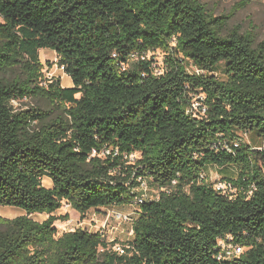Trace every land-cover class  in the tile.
I'll return each instance as SVG.
<instances>
[{"label":"trees","instance_id":"16d2710c","mask_svg":"<svg viewBox=\"0 0 264 264\" xmlns=\"http://www.w3.org/2000/svg\"><path fill=\"white\" fill-rule=\"evenodd\" d=\"M233 14L204 0H0V206L26 213L0 217V264H264V42L229 29ZM43 50L71 88L44 78ZM194 95L204 116L188 112ZM25 100L52 109L13 107ZM213 169L238 193L217 191ZM65 204L136 207L125 253L101 232L58 236ZM222 242L243 252L228 259Z\"/></svg>","mask_w":264,"mask_h":264},{"label":"rangeland","instance_id":"374dc122","mask_svg":"<svg viewBox=\"0 0 264 264\" xmlns=\"http://www.w3.org/2000/svg\"><path fill=\"white\" fill-rule=\"evenodd\" d=\"M208 10L214 13L216 16L233 14V18L229 23V29L236 26H241L243 31L254 30L257 35V42H264V0H252L246 2L244 0H204ZM0 23H3L0 17ZM159 65L162 66L164 60L163 54L155 56ZM41 62L44 64V78L48 81L59 79L62 82V86L65 88H71L73 81L64 70L58 65L59 59L56 53L52 50H43L40 54ZM190 68V71H193ZM219 78H225L223 73V65L220 66L219 71L216 73ZM13 107L17 111H22L30 108L41 107L50 111L52 107L46 102L41 100H25L23 102L13 103ZM250 138H257L255 134H251ZM255 145H261L258 139ZM139 155L131 158V163L136 162ZM213 180L217 179V172L215 169L211 170ZM222 175L234 176L236 173L228 172L227 170L221 173ZM150 185V194L155 192V188ZM44 185L51 187L50 180L45 179ZM23 209L10 206H0V217L14 219L21 215H25ZM118 214L130 215L131 217H137V208L132 206L124 207H111L109 209L92 210L86 215H81L73 210L69 205L65 204L61 210H59L55 216L57 218L69 217V220L64 221L59 219L55 227L58 230V236H61L65 232L84 230L90 233H103L106 240L109 243H118L120 246L127 245L133 240V223L129 221H121L116 218ZM36 221L43 222L49 218V215H33L31 216Z\"/></svg>","mask_w":264,"mask_h":264},{"label":"built area","instance_id":"2783aa9c","mask_svg":"<svg viewBox=\"0 0 264 264\" xmlns=\"http://www.w3.org/2000/svg\"><path fill=\"white\" fill-rule=\"evenodd\" d=\"M202 101H203L202 96L194 95L192 97V102L190 108L188 109V112L194 114L195 116H204L207 113V108L205 107ZM235 146L238 147L239 143L237 142ZM261 150L264 151V141ZM211 180L214 183L216 190L224 195L232 197L238 193V188H236L232 183L222 181L219 175L217 176L216 180H213L211 175ZM147 199H149V196L144 195L141 199L138 200V204L143 203ZM116 218L121 221L133 222V219L131 218L130 215L118 214ZM221 247L223 248V251L225 252V256L228 259L239 256L243 252L241 247L236 246L232 243L227 244L226 242H222ZM115 250L120 252L121 254L125 253L124 248L120 245L116 246ZM221 258H223V256H221L220 259Z\"/></svg>","mask_w":264,"mask_h":264}]
</instances>
